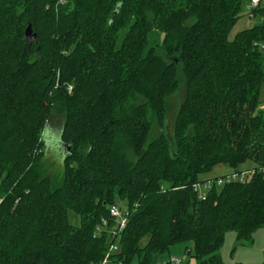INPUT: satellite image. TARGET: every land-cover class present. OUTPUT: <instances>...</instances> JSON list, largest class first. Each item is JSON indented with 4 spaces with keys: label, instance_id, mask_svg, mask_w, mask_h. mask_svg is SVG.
I'll list each match as a JSON object with an SVG mask.
<instances>
[{
    "label": "trees",
    "instance_id": "obj_1",
    "mask_svg": "<svg viewBox=\"0 0 264 264\" xmlns=\"http://www.w3.org/2000/svg\"><path fill=\"white\" fill-rule=\"evenodd\" d=\"M248 4L0 0V264H100L112 206L127 221L109 264H171L157 257L187 243L195 264H222L227 233L252 241L264 228V3L228 40ZM180 86L172 135L148 142L150 115L163 128ZM54 109L67 153L49 136ZM45 151L65 157L58 181L42 171ZM221 165L248 174L202 196L200 175Z\"/></svg>",
    "mask_w": 264,
    "mask_h": 264
},
{
    "label": "rangeland",
    "instance_id": "obj_2",
    "mask_svg": "<svg viewBox=\"0 0 264 264\" xmlns=\"http://www.w3.org/2000/svg\"><path fill=\"white\" fill-rule=\"evenodd\" d=\"M247 10V8L244 10V13L242 15V17L236 22V24L233 26V28L230 30V33L228 34V40L232 41L235 37V35L243 30L246 29H250V24L253 23L254 21H261L260 18H248V16L245 14V11ZM161 33L157 30H154L151 35L149 36V41H150V46L154 47L158 53L159 56H161L162 58H164V60H166L167 62L171 60V58H167L164 54V50L163 47L161 45ZM73 48H71L72 50ZM68 91H70V89H68ZM182 87L180 86L179 91L173 95L172 97L168 98L166 101V115H165V119H164V126L163 128H159L157 126L156 120L154 119V117L152 115H150V121H151V131H150V135L148 137V142H151L155 137H157L158 135H160L161 133L166 134L168 136L172 135V129H173V123H174V119L178 110V107L182 101ZM52 116L50 118V120L48 121V127L50 129V132L53 133V136L58 135L59 130L61 129L62 123H63V118L61 116H59L60 114L58 113V111L56 109H54L52 111ZM51 136V135H49ZM243 166V165H242ZM241 166V167H242ZM41 168L42 171L44 172V174H46L47 176H49L52 180L54 181H58L61 179L62 176V165H61V161L59 159H57L56 153L54 152H47L45 151L42 162H41ZM222 168H224V166H216L214 167L212 170L208 171L207 173L201 174L199 179L200 182H202V179L204 176H212L215 173L221 172ZM212 180H210L211 182ZM207 182H203L201 183L200 188L203 186H205L204 189H206L207 187ZM166 185H164L165 187ZM199 188V189H200ZM201 190V189H200ZM200 193V192H199ZM120 208H125V205L120 203L119 204ZM68 221L72 226H78L79 225V218L78 216L74 215L72 212H68ZM229 234V233H228ZM231 236H234L233 233L230 234ZM146 239L142 240L141 242V246H143L145 244ZM236 244L231 245L229 241H227V239L225 240V243L222 245L221 249L219 250V255L220 258L222 260V264H251L252 261L258 257L262 258V254L261 252H257L255 249H250L248 248L247 244H238L235 241ZM176 246H180L179 249H183L182 250V255H184L185 252V247H187L191 254H187L185 252V256L187 257V260H191L193 259V251H191L192 249V245L190 243L187 244H179ZM176 248V247H174ZM170 250L169 249V253H163L161 255H159L157 257V262L158 263H165L168 260V254H170ZM173 250V249H172ZM236 250V252H235ZM246 250V251H245ZM235 252V254H234ZM167 258V260H166ZM171 258H175L177 260H182V256L180 257H171ZM194 260V259H193ZM186 260H184L182 262V264H186L185 262ZM195 261V260H194ZM110 262V261H109ZM109 262L107 264H109ZM102 263V261H101ZM100 263V264H101ZM131 264H137V259H133V261L131 262ZM261 264V262H260Z\"/></svg>",
    "mask_w": 264,
    "mask_h": 264
},
{
    "label": "crops",
    "instance_id": "obj_3",
    "mask_svg": "<svg viewBox=\"0 0 264 264\" xmlns=\"http://www.w3.org/2000/svg\"><path fill=\"white\" fill-rule=\"evenodd\" d=\"M260 6L261 7H264V4H260ZM247 8V7H246ZM248 18H250V17H248ZM258 22H260V21H257V22H253V23H251L250 24V27L249 28H252V27H254L256 24H258ZM259 101H260V108H259V110L262 112V113H264V84L261 86V88H260V93H259ZM255 167V164L253 163V162H247V163H244L243 164V166L241 167L240 166V168L238 169L240 172H246V171H252L253 170V168ZM234 173V171L233 170H231V169H229V168H226V167H224V168H222V170H221V172H218V173H215L214 175H212V176H204L203 177V179H202V182H208V181H210V180H213V179H216V178H219V177H222V176H227V175H231V174H233ZM200 186H201V183H200V185H199V188H200ZM205 188V186H203V188L201 187L200 189H199V192H200V194L202 195V196H204L206 193H207V191H208V189H204ZM231 233H227L226 235H225V240L227 239V241H229L230 242V244L231 245H234V244H236L235 243V241H236V236H235V234L233 233V235L234 236H231L230 235ZM225 240H224V243H225ZM237 242V241H236ZM238 243V242H237ZM239 244V243H238ZM241 245V244H240ZM244 245V244H243ZM247 245H248V248H250V249H255L257 252H261V254H262V258H264V228H262V229H259L254 235H253V238H252V241L250 242V243H247ZM174 247H176V248H174ZM174 247H172L171 248V250H170V254H168V260L171 258V257H181L182 256V260H180V264H182V262L184 261V260H186L185 262H186V264H195V261L193 260V259H191V260H187L186 258V256H185V252H184V255H182V250L183 249H179V247L180 246H174ZM186 248V247H185ZM173 249V250H172ZM246 251V250H245ZM235 252H236V250H235ZM235 252H234V254H235ZM169 253V252H168ZM187 253V252H186ZM166 260H167V258H166ZM260 262L261 263H263L264 262V259H261V257H258V258H256V259H254L253 261H252V263L251 264H260Z\"/></svg>",
    "mask_w": 264,
    "mask_h": 264
},
{
    "label": "built area",
    "instance_id": "obj_4",
    "mask_svg": "<svg viewBox=\"0 0 264 264\" xmlns=\"http://www.w3.org/2000/svg\"><path fill=\"white\" fill-rule=\"evenodd\" d=\"M260 3H264V0H249V4L247 6V10H251L256 8ZM261 52L264 53V45L260 46ZM248 173H241V174H232L229 176H226L224 178H218L217 180L207 182L206 189H211L212 186L220 187L222 185L231 183L233 181H236L237 179L242 180ZM199 191V186H197ZM196 188V189H197ZM109 220H112L114 223V226L111 227V229L107 232V234L111 238V242L106 250L105 256L102 260L101 264H107L110 261V257L118 252V245L116 243L120 232L125 228L126 225V214H124L122 211H120L117 207L112 206L109 209ZM109 226L108 220H102L101 226L97 228V232H100L101 228L105 229ZM169 262L171 264H180V260H177L175 258H170Z\"/></svg>",
    "mask_w": 264,
    "mask_h": 264
},
{
    "label": "clouds",
    "instance_id": "obj_5",
    "mask_svg": "<svg viewBox=\"0 0 264 264\" xmlns=\"http://www.w3.org/2000/svg\"><path fill=\"white\" fill-rule=\"evenodd\" d=\"M45 131H49L48 129H45ZM49 135H53V133L49 132ZM62 132L60 133V135H57L55 136V143H56V146L57 148L61 151V152H64V153H67L68 152V148H65L64 145H63V139H62ZM65 157L63 155H60L57 157V159L59 160H63Z\"/></svg>",
    "mask_w": 264,
    "mask_h": 264
},
{
    "label": "water",
    "instance_id": "obj_6",
    "mask_svg": "<svg viewBox=\"0 0 264 264\" xmlns=\"http://www.w3.org/2000/svg\"><path fill=\"white\" fill-rule=\"evenodd\" d=\"M25 39L27 44L30 46L36 39V34L32 32V29L30 26H28L25 30Z\"/></svg>",
    "mask_w": 264,
    "mask_h": 264
}]
</instances>
